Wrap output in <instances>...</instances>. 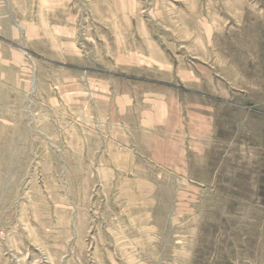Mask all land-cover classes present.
Wrapping results in <instances>:
<instances>
[{
    "label": "rangeland",
    "instance_id": "rangeland-1",
    "mask_svg": "<svg viewBox=\"0 0 264 264\" xmlns=\"http://www.w3.org/2000/svg\"><path fill=\"white\" fill-rule=\"evenodd\" d=\"M0 264H264V0H0Z\"/></svg>",
    "mask_w": 264,
    "mask_h": 264
}]
</instances>
